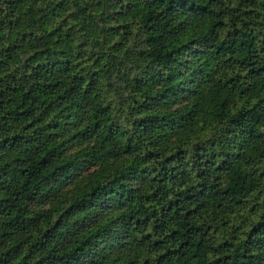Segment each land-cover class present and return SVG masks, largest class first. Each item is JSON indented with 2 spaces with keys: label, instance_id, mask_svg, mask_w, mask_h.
Segmentation results:
<instances>
[{
  "label": "trees",
  "instance_id": "trees-1",
  "mask_svg": "<svg viewBox=\"0 0 264 264\" xmlns=\"http://www.w3.org/2000/svg\"><path fill=\"white\" fill-rule=\"evenodd\" d=\"M0 264H264V0H0Z\"/></svg>",
  "mask_w": 264,
  "mask_h": 264
}]
</instances>
